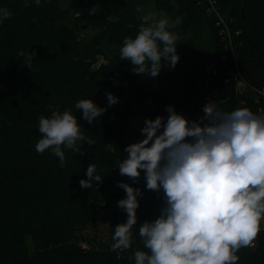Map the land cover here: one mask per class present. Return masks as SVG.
Returning a JSON list of instances; mask_svg holds the SVG:
<instances>
[{
	"label": "trees",
	"instance_id": "trees-1",
	"mask_svg": "<svg viewBox=\"0 0 264 264\" xmlns=\"http://www.w3.org/2000/svg\"><path fill=\"white\" fill-rule=\"evenodd\" d=\"M61 1L41 0L37 5L35 0H0V8L11 13L0 23V264H135V251H147L139 228L161 215L165 201L162 190H147L143 173L138 184L119 174L117 162L128 155L124 148L139 142L128 134V115L148 97L157 107L183 109L198 92L196 79L205 60L218 63L213 102L221 110L236 106L232 97L218 101L235 59L251 83L264 85V0H218L222 11L238 20L233 26L241 30L236 51L221 41L205 0H155L156 9L171 20L182 17L170 29L179 37V62L175 68L163 62L158 77L134 73L131 61L121 60L119 52L124 38L136 35L138 17L144 14L136 9L147 0H66L65 6ZM92 8L98 11L90 14ZM108 15L119 22L108 21ZM90 28L96 31L92 35L86 32ZM106 93L122 94V104L109 106ZM82 99L107 111L89 124L75 108ZM49 105L61 112L71 109L85 136L94 140L92 146L79 144L81 153L62 146L63 167L51 149L36 151L42 138L39 117L51 116ZM253 112L258 114L257 107ZM91 164L103 180L82 189L80 181L87 179ZM121 181L141 188L142 195L132 247L113 251L114 228L127 215L118 203L105 215L97 200L108 189L118 201L126 198L118 187ZM104 220L109 221L105 242L82 233ZM255 242L239 250L237 264H264V231Z\"/></svg>",
	"mask_w": 264,
	"mask_h": 264
},
{
	"label": "clouds",
	"instance_id": "clouds-1",
	"mask_svg": "<svg viewBox=\"0 0 264 264\" xmlns=\"http://www.w3.org/2000/svg\"><path fill=\"white\" fill-rule=\"evenodd\" d=\"M40 2L35 0L37 5ZM97 11L89 10L90 14ZM136 11L142 13L143 9ZM10 16L7 8H0V23ZM138 18V31L124 38L120 58L131 61L134 73L158 77L163 62L170 68L179 62V37L170 29L181 24L182 17L171 20L163 12L159 18L149 12ZM106 19L119 22L112 15ZM32 58L30 54L28 59ZM106 95L109 106L118 102L113 94ZM48 107L51 116L39 117L42 138L36 151L51 149L63 167L62 146L81 153L79 144L87 141L92 146L94 140L85 136L71 109L61 112L58 107ZM75 108L89 124L107 111L91 99L79 100ZM166 110V118L144 121L140 131L145 138L125 147L127 157L117 162L119 174L133 184L139 183L143 173L147 190L164 193L161 215L139 228L147 251H135V264H237V253L253 246L264 220V114L247 107L224 111L213 101L203 107L199 121H190L172 105ZM102 180L91 164L80 187L92 189L93 182ZM118 187L126 198L117 206L127 219L114 228L113 251L132 247L138 197L142 195L141 188L127 182H118Z\"/></svg>",
	"mask_w": 264,
	"mask_h": 264
},
{
	"label": "built area",
	"instance_id": "built-area-1",
	"mask_svg": "<svg viewBox=\"0 0 264 264\" xmlns=\"http://www.w3.org/2000/svg\"><path fill=\"white\" fill-rule=\"evenodd\" d=\"M205 2H207V12L216 17V25L218 26V33L221 35V41L225 43L226 48L236 51L235 37L241 33V30L237 29L234 31L233 26H235L238 20L227 11H222V7L219 5L218 0H205ZM221 58L222 60L225 59L226 54H223ZM100 59L103 61V56H100ZM234 62L235 64L230 67L228 77L224 79V83L227 84V89H224L222 93L223 96H221L218 101H220V103H226L227 100L232 97L236 105L234 109L247 107L253 111V106H255L257 107L258 114H264V85L251 83L248 79L249 77L239 65L240 62L236 59ZM203 63V74L196 79L198 92L192 95L190 101L187 102L183 109L181 108L180 111H177L178 113H182L190 121H199L204 115L203 107L209 101H214V89L218 85V79L220 77L218 63L207 60ZM141 104L154 108H167V105L157 107L152 97L146 98ZM137 109H139L138 104ZM260 231H264V220L261 222ZM255 245L256 242L254 241L253 246Z\"/></svg>",
	"mask_w": 264,
	"mask_h": 264
},
{
	"label": "rangeland",
	"instance_id": "rangeland-1",
	"mask_svg": "<svg viewBox=\"0 0 264 264\" xmlns=\"http://www.w3.org/2000/svg\"><path fill=\"white\" fill-rule=\"evenodd\" d=\"M62 5L65 6L67 5L66 0L61 1ZM140 8L143 9L144 14H147L149 12L155 13L157 15V17L159 18V15L162 11L156 9L155 7V0H147L145 3H141L140 4ZM164 13V12H163ZM166 14V13H165ZM167 15V14H166ZM168 18L170 19L169 15H167ZM88 33V35H92L95 31L94 28H90L86 31ZM112 192L108 189L106 192H103V194L100 195V199L97 200V204L100 206H105V208L103 209V214L107 215L108 214V210L110 207L114 208L117 203L118 200L112 196ZM123 220L124 223L126 222V219L124 218ZM109 221L108 220H104V222L102 221V223L97 224L95 227L93 226V228L89 229V226H87L82 233L86 236L89 237L88 239L90 240L91 238L96 237L97 240H101L103 242H105V240L107 239V236H109L108 231H109ZM28 242L30 244V246L32 245L30 239H28ZM81 245H86V241L81 242ZM31 251H33V247H31L30 249Z\"/></svg>",
	"mask_w": 264,
	"mask_h": 264
},
{
	"label": "water",
	"instance_id": "water-1",
	"mask_svg": "<svg viewBox=\"0 0 264 264\" xmlns=\"http://www.w3.org/2000/svg\"><path fill=\"white\" fill-rule=\"evenodd\" d=\"M85 28L87 26L85 25ZM118 98L117 104H122V94H117ZM157 116H168L166 109L154 108L150 106H143L141 109L132 110L128 115V134L139 141L143 140L145 137L141 135V129L144 127V121L148 118L155 119Z\"/></svg>",
	"mask_w": 264,
	"mask_h": 264
}]
</instances>
